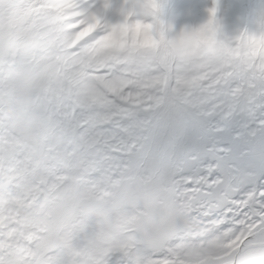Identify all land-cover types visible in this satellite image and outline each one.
Wrapping results in <instances>:
<instances>
[{
    "label": "snow or ice",
    "instance_id": "obj_1",
    "mask_svg": "<svg viewBox=\"0 0 264 264\" xmlns=\"http://www.w3.org/2000/svg\"><path fill=\"white\" fill-rule=\"evenodd\" d=\"M167 3L0 0V191L49 218L0 209V264H178L177 209L264 264V0L179 24ZM25 93L31 137L7 112ZM70 197L126 211L99 260L94 221L53 215Z\"/></svg>",
    "mask_w": 264,
    "mask_h": 264
},
{
    "label": "rangeland",
    "instance_id": "obj_2",
    "mask_svg": "<svg viewBox=\"0 0 264 264\" xmlns=\"http://www.w3.org/2000/svg\"><path fill=\"white\" fill-rule=\"evenodd\" d=\"M197 2L198 0H168L164 12L165 23H181V18L188 12L190 6ZM21 35L25 39L28 38L25 33ZM25 98L26 93L9 100L7 112L14 117V125L22 135L31 137L39 121L37 117L27 116L20 111ZM0 209L23 215L25 223L41 230H46L49 225V218L44 214L42 206L19 208L17 203L3 191H0ZM53 215L58 221L65 223H70L77 217L94 221L97 229L95 251L98 260L115 243L120 227L128 222L126 211L122 206L98 198H90L85 203H81L75 197L65 198L56 206ZM175 215L187 235V239L178 245L175 253L178 264H214L217 260H222L223 263L232 261L240 247L239 244L233 242L231 245H226L218 237H210V228L201 224L195 217L188 216L181 209H177ZM253 259L254 253H243L239 264H251Z\"/></svg>",
    "mask_w": 264,
    "mask_h": 264
},
{
    "label": "water",
    "instance_id": "obj_3",
    "mask_svg": "<svg viewBox=\"0 0 264 264\" xmlns=\"http://www.w3.org/2000/svg\"><path fill=\"white\" fill-rule=\"evenodd\" d=\"M239 248L236 251V253L234 254V257H233L232 261L231 262H227V263H223V264H239L240 263V258H241V255H242V254L237 255V252L239 251Z\"/></svg>",
    "mask_w": 264,
    "mask_h": 264
},
{
    "label": "clouds",
    "instance_id": "obj_4",
    "mask_svg": "<svg viewBox=\"0 0 264 264\" xmlns=\"http://www.w3.org/2000/svg\"><path fill=\"white\" fill-rule=\"evenodd\" d=\"M251 264H254V261H251Z\"/></svg>",
    "mask_w": 264,
    "mask_h": 264
}]
</instances>
